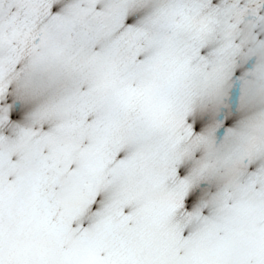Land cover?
<instances>
[{
  "label": "snow or ice",
  "instance_id": "1",
  "mask_svg": "<svg viewBox=\"0 0 264 264\" xmlns=\"http://www.w3.org/2000/svg\"><path fill=\"white\" fill-rule=\"evenodd\" d=\"M0 264H264V0H0Z\"/></svg>",
  "mask_w": 264,
  "mask_h": 264
}]
</instances>
